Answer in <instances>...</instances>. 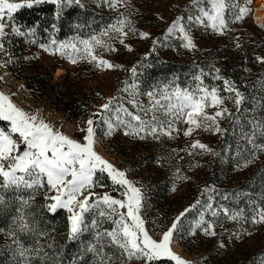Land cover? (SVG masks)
I'll use <instances>...</instances> for the list:
<instances>
[{
    "label": "rangeland",
    "instance_id": "obj_1",
    "mask_svg": "<svg viewBox=\"0 0 264 264\" xmlns=\"http://www.w3.org/2000/svg\"><path fill=\"white\" fill-rule=\"evenodd\" d=\"M82 1L86 3L90 0ZM95 1L104 6L100 8L101 10L122 16L121 19L114 16L118 27V21L122 19L126 21L124 32L127 35L125 36H120L116 32L108 34L107 38L101 34L96 35L114 50H101L103 47H96L94 50L99 58L121 67L99 68L95 67L94 63H90L88 59L76 65L61 60L53 52L45 54L37 51L35 53V63L50 66L53 69L54 80L61 81L63 78H68L72 86L80 89V97L85 99V103L92 102L93 108L85 117L82 119L71 117L47 106L41 99H36L24 87L21 80L13 76L7 67V56L3 47V38L9 19L7 16L3 20L4 34L0 35V92L8 96L17 107L36 115L54 129L81 143L86 134L87 121L92 119L96 130L95 151L116 169L125 172L127 179L141 189L143 196L141 217L144 208L163 202H160L162 198L158 200L156 197L158 192L159 195L161 194V191L158 186H153L155 178L157 182L167 184L166 188L170 196L166 198V201L172 208H178L180 213L184 212L173 232L171 248L174 253L189 261L190 264H264V223H252V216L255 214L253 210L257 207H264V194L257 191V181L264 176V151L253 148L252 144H245L243 134L250 131L252 133V129L243 131L241 127H238L234 131L236 133L233 135V143L229 140L227 136L231 131L228 130L229 122L238 121L242 106L237 109L234 103L235 93L225 90L224 81H229L227 76L221 77L218 72V64L227 62L233 64L241 52L249 49V41L245 39L242 44L241 35L243 33L252 34L254 26L261 27L260 25L264 24V18L261 16L264 1L252 0L250 14L239 21L235 20L231 11L226 12L227 28L222 34L213 31L206 21L198 23L195 20L200 13L198 6L194 5L192 0H121L116 7H110L107 0ZM10 2L19 3L21 0H10ZM238 2H243V0H238ZM255 11H257L256 14ZM178 17L180 24L185 27L191 37L194 48L188 49L183 46L184 41L178 30L168 32ZM189 17L193 19L189 20ZM135 20L145 25L140 32L131 31L134 29L133 21ZM141 32L148 33V37L141 38L139 35ZM260 38L264 43V33ZM121 39L124 40L123 44L120 43ZM151 54L154 57H161L164 61L180 62L189 67L183 70L179 78L175 74L153 73L150 70V59H147ZM248 63L257 68L264 66V63L257 59L253 61L252 58L248 60ZM57 65L63 68L55 69ZM133 67L136 68L135 76L131 72ZM186 70L190 72L186 73ZM202 75L206 79H203ZM196 76L201 77L202 86H207L209 89L216 87L218 94L225 98L222 107L229 110L228 114L223 119L217 118L222 131L217 132L214 129L205 131L199 128L194 130L190 136H185L184 131L188 125L180 120L173 122L171 135L158 133V138L147 136L141 140L127 136L124 126L117 128L111 135H105L108 129L102 117H107L115 123L117 106L123 105L129 111H138L128 103L133 99L131 95L133 89L129 88L125 91L127 86L133 84L136 86L135 99L147 108L150 106L148 92L159 93L166 86L169 91L177 86L194 90L200 83L194 79ZM217 76L221 79H216ZM230 84L237 90L232 82ZM112 97L116 99L110 106V110L105 112L101 105L108 103ZM217 110L219 109L213 107L206 109L209 114H214ZM120 115L126 118L123 117V113ZM161 119L172 120V117L161 116ZM239 122L241 123L240 120ZM0 127L7 130L8 122L0 121ZM164 128L167 130V123L164 124ZM260 137L262 136L257 134L256 144H262L258 141ZM194 141L206 145L207 150L193 149L191 145ZM194 150L208 159H221V153H224L222 157L225 161L232 158L233 160L227 161L231 163L228 168L229 172L219 174V180L209 184L205 182L202 173L198 170L193 173L187 172L186 169L189 161L192 160L191 154ZM151 153L152 157L147 158ZM196 159L202 160L199 157ZM178 166L179 169H177ZM178 172L182 175L180 183L173 181L174 175ZM175 184L178 185L175 186ZM41 189L45 197L55 195V192L50 191L46 186ZM90 191L97 196L107 193L114 198L122 199L124 188L113 185L104 173L100 176L98 184ZM91 199L95 200V196ZM51 203L53 201L48 200V205ZM185 209L188 211L185 212ZM225 209L229 214L242 213V215L237 220L229 219L225 214ZM63 210L67 212L68 218V211ZM213 212L217 215L214 216ZM174 221L170 222L166 229L160 231L150 230L145 221L144 226L153 239L159 240ZM209 225H212L209 231L214 232L215 235L206 234L205 229H208ZM183 227H187L188 230L185 241L180 239L179 235ZM96 230L91 229V236ZM94 243V240L87 243L86 250L80 254V264H95L94 253L88 251ZM113 264L117 263L113 262Z\"/></svg>",
    "mask_w": 264,
    "mask_h": 264
},
{
    "label": "snow or ice",
    "instance_id": "obj_2",
    "mask_svg": "<svg viewBox=\"0 0 264 264\" xmlns=\"http://www.w3.org/2000/svg\"><path fill=\"white\" fill-rule=\"evenodd\" d=\"M45 2L59 5L61 0H21L19 3L0 0V35L4 34L5 23L3 20L5 16L11 18L18 9L31 8L33 4ZM68 2L70 3L71 0ZM107 2L110 7H116L121 0H107ZM192 2L198 6L200 13L195 17V20L198 23L206 21L213 31L221 34L227 28L226 12L231 11L235 20L239 21L250 14L252 4V0H243V2H238V0H192ZM192 19L193 17H189V20ZM118 24L119 27L115 25L109 27L120 36L127 35L124 32L126 21L122 19L118 21ZM260 26L264 27V24ZM175 30L180 32L185 48L195 47L185 27L180 24L179 17L173 22L168 32L172 33ZM131 31L135 32L134 29ZM107 35V30L101 33V36ZM139 35L141 38L148 37V33L141 32ZM120 43L123 44L124 40L121 39ZM80 44L83 45L82 49L78 48L75 43L69 42L59 45L56 51L61 55H67L72 63H77L73 53L78 55L82 53L81 58L88 59L96 67H121L95 55L94 50L98 46L114 50L99 37L92 36L90 39L81 40ZM69 48L73 51L65 52ZM129 51H131L130 48ZM256 59L264 63V57ZM131 72L135 76L136 68L133 67ZM194 79L200 81L194 90L182 89L177 86L169 91L166 86L159 93L148 92L150 106L147 108L135 99L136 86L134 84L127 86L125 91H128L129 88L133 89L131 92L133 99L128 103L138 111L132 112L123 105L117 106L115 123L107 117H102L108 129L105 135H111L117 128L124 126L127 136L141 140L147 136L158 138V133L171 135L173 122L180 120L188 125L184 131L185 136H190L194 130L199 128H203L205 131L213 129L217 132L222 131L217 118L223 119L228 114L229 110L222 107L225 98L218 94L216 87L209 89L207 86H202L203 82L200 76H196ZM216 79L219 77L217 76ZM224 85L226 91L235 93L234 103L239 109L245 99L243 94L231 86L227 80L224 81ZM115 99L116 97L110 98L108 103L101 105V108L105 112L109 111ZM209 107L219 110L214 114H209L206 111ZM121 113L126 118H122ZM161 116L172 117V120L161 119ZM0 121L8 122L7 130L0 127V189H31L35 192L46 186L50 191H54L55 195L46 196L47 200L53 201L48 207L51 211H56L58 208L68 211L70 240L78 239L85 231L97 229L95 232L96 244L88 248V251L95 255V264H113L115 260H119V264H130L131 261H143L144 264H151V262L162 258H168L175 264H190L189 261L174 253L171 248L173 232L177 228V221L184 215V212L180 213V216L159 240L153 239L148 234L144 220L140 215L143 201L141 189L127 179L125 172L116 169L95 151L96 130L93 127L92 119L87 121L86 134L83 137V143H81L54 129L36 115L29 114L17 107L8 96L0 92ZM165 123L168 125L167 130L164 128ZM249 123L252 125V133L245 132L243 138L247 139L253 148L264 151V144L255 143L257 134L264 136V123L260 121H249ZM191 147L207 150V146L199 141H194ZM104 173L107 174L113 185L124 188L122 199L114 198L107 193L97 196L90 191L98 184L100 176ZM94 196L95 200H92L91 197ZM2 200L3 197H0V202ZM21 203L22 206H28L30 201L22 200ZM187 211L188 209H185V212ZM253 211L255 214L252 216V223H264V207H257ZM89 213H95L97 216L92 219L91 225L85 221V215ZM212 214L217 215L216 212ZM225 214L232 220H237L242 215V213L229 214L227 209H225ZM104 221H111L113 227L110 230L100 231V225ZM211 227L212 225H209L205 232L215 235L214 232L209 231ZM19 231H34L24 215L19 217ZM8 235L15 245L14 258H19L17 264H31L32 256L30 254L34 252L38 256L43 250L40 247L24 246L22 241L17 238L15 231H10ZM40 235H45V233H40ZM113 250L118 252L119 256L114 255Z\"/></svg>",
    "mask_w": 264,
    "mask_h": 264
},
{
    "label": "trees",
    "instance_id": "obj_3",
    "mask_svg": "<svg viewBox=\"0 0 264 264\" xmlns=\"http://www.w3.org/2000/svg\"><path fill=\"white\" fill-rule=\"evenodd\" d=\"M102 7L104 6L95 0L86 3L82 0H78V2L77 0H71L70 3L68 0H61L59 5L45 2L33 4L31 8L18 9L7 22L3 47L7 56L8 69L16 79L23 82L24 87L36 99H41L47 106L71 117L81 119L85 117L93 108L92 102L88 104L87 101L86 104L85 99L80 97V89L72 86L68 78H63L61 81L54 80L53 69L50 66L35 63V53L37 51L45 54L53 52L61 60L71 62L67 55H61L60 52L56 51L59 45L70 42L75 43L78 48L82 49L81 40L90 39L105 30L108 31V34H113L114 31L109 26H117L114 16L118 19H121L122 16L120 14H109L107 11L101 10ZM133 23L136 32H140V29L145 26L140 21L135 20ZM262 33H264V27L258 26H254L252 34L243 33L241 43L243 44V41L247 39L249 49L242 50L243 52L233 64L228 62L218 64V72L221 77L223 75L224 77L227 76L228 80L235 85L245 98L241 104L238 121H230L228 125V130L231 131L227 136L231 143H233V135L236 133L234 131L238 127H241L243 131H247L252 129L249 121L264 123V66L257 68L248 63L250 58L254 61L257 57H264V49L262 48L264 43L261 42L262 39L260 38ZM53 41H55V44H53ZM103 49L106 48L103 47L101 50ZM72 51L71 48L65 50L67 53ZM94 53L97 54L95 51ZM73 55L77 59V63H74L76 65H80L85 60L81 58L82 53L79 55L73 53ZM147 59H150L151 72L175 74L178 78L181 77L183 70L189 67L180 62L164 61L161 57H154L153 54ZM93 65L95 66V64ZM54 68H63V66L57 65ZM193 70L195 71V69ZM189 72L190 70H186V73ZM202 78L206 79L204 75H202ZM249 134H251V131ZM259 139L258 141L264 144V136ZM247 143V139H245V144ZM221 154V159H208L194 150L191 154L192 160L189 161L186 170L189 173L198 170L202 173V177L207 184L214 183L219 180V174L229 172L228 168L231 163L227 161L233 160L230 158L225 161L222 157L224 153ZM151 157L152 153L148 154L147 158ZM196 157L202 160H197ZM200 161L202 163H199ZM179 168L178 166L177 169ZM174 177L173 181L179 183L182 181V175L179 172ZM156 179L154 181L156 185L153 184V186H158L161 191V194L159 195L158 192L156 197L158 200L162 198L160 202H163L156 206L144 208L142 219L148 224L150 230L160 231L166 229L170 222L179 216L180 212L178 208H172L166 201V198L170 196L168 188H166L167 184H161ZM257 187V191L264 194V176L258 179ZM0 197H3L2 202H0V264H17L19 259L18 257L14 258L15 245H13L12 238L8 235L10 231L16 232L17 238L22 241L24 246L43 249L38 256L34 252L30 254L32 256L31 264H80L79 257L86 250L87 243L94 240L93 245L96 244L95 234L91 236V230L81 233L76 240L69 239L67 212L63 209L51 211L48 207V200L41 188L35 192L31 189H0ZM22 200H29V205L22 206ZM21 215H24L34 231H19V217ZM95 218H97L95 213L86 214V223L91 225L92 219ZM112 227L111 221H104L99 230H110ZM40 233H45V235H40ZM179 235L180 239L185 241L188 236L187 227H183ZM183 244L185 246V243ZM113 254L119 256V253L115 250H113ZM114 262L119 264V260ZM130 264H144V262L131 261ZM151 264H175V262L168 258H162L151 262Z\"/></svg>",
    "mask_w": 264,
    "mask_h": 264
},
{
    "label": "bare ground",
    "instance_id": "obj_4",
    "mask_svg": "<svg viewBox=\"0 0 264 264\" xmlns=\"http://www.w3.org/2000/svg\"><path fill=\"white\" fill-rule=\"evenodd\" d=\"M258 1V0H257ZM260 1H264V0H260ZM257 11H255V14H256ZM262 14V15H261ZM261 16L264 18V10L261 12ZM256 16V15H255ZM263 20V19H262Z\"/></svg>",
    "mask_w": 264,
    "mask_h": 264
}]
</instances>
